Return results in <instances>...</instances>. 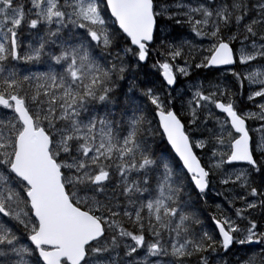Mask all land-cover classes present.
Returning a JSON list of instances; mask_svg holds the SVG:
<instances>
[{
    "label": "snow or ice",
    "instance_id": "snow-or-ice-1",
    "mask_svg": "<svg viewBox=\"0 0 264 264\" xmlns=\"http://www.w3.org/2000/svg\"><path fill=\"white\" fill-rule=\"evenodd\" d=\"M0 264H264V0H0Z\"/></svg>",
    "mask_w": 264,
    "mask_h": 264
}]
</instances>
